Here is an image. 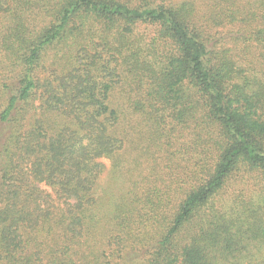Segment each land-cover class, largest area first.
<instances>
[{
	"label": "trees",
	"instance_id": "16d2710c",
	"mask_svg": "<svg viewBox=\"0 0 264 264\" xmlns=\"http://www.w3.org/2000/svg\"><path fill=\"white\" fill-rule=\"evenodd\" d=\"M0 15V264H264V0ZM136 141L146 179L105 215L101 159L119 170Z\"/></svg>",
	"mask_w": 264,
	"mask_h": 264
},
{
	"label": "rangeland",
	"instance_id": "374dc122",
	"mask_svg": "<svg viewBox=\"0 0 264 264\" xmlns=\"http://www.w3.org/2000/svg\"><path fill=\"white\" fill-rule=\"evenodd\" d=\"M199 8L202 12H204L206 8V0H199ZM0 16V28L4 24L10 23L11 18H9L7 15L6 17H2V15ZM152 32L153 30L151 31V33ZM52 55L53 51L51 50L49 51L48 57L45 59L46 66H49ZM13 69L14 68L11 66L9 60H7L4 50H0V81L2 82L3 80H11V77L15 75L14 72H12ZM47 74V70H40L41 76L44 77ZM114 95V100L116 99L120 102L122 100V96L124 95L123 88H117ZM144 129L147 130L145 126ZM134 138L135 140H137V135H135ZM135 144L138 147L134 152L130 150V153L125 154L126 157L119 170H115L114 162L112 160L108 158L101 159L106 168L105 172L100 176L97 184V196L99 202L98 211L101 210V212L105 215H108L110 213L113 205L116 204L127 192L129 183L131 181L146 179L144 177L146 176L148 170L145 167L148 164L144 163L143 165H139V163L142 164L145 161L144 151L143 148L140 147V143H138V141H136ZM41 187L48 192H52L51 187L47 185L41 184ZM251 188L253 187L251 186L250 188H248V190ZM252 250L254 253H256V259L258 260L261 257V254L255 246L252 247ZM244 261V264L249 263V259H245Z\"/></svg>",
	"mask_w": 264,
	"mask_h": 264
}]
</instances>
